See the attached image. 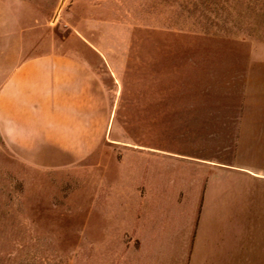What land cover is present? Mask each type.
Wrapping results in <instances>:
<instances>
[{"label":"rangeland","instance_id":"1","mask_svg":"<svg viewBox=\"0 0 264 264\" xmlns=\"http://www.w3.org/2000/svg\"><path fill=\"white\" fill-rule=\"evenodd\" d=\"M13 16L22 49L81 57L115 115L67 169L0 148V264H264V0H0ZM147 161L197 249L137 238Z\"/></svg>","mask_w":264,"mask_h":264},{"label":"crops","instance_id":"2","mask_svg":"<svg viewBox=\"0 0 264 264\" xmlns=\"http://www.w3.org/2000/svg\"><path fill=\"white\" fill-rule=\"evenodd\" d=\"M20 26L14 16L11 22L0 21V148L27 167L70 168L100 151L110 138L115 113L106 104L98 76L81 57L59 50L38 52L34 46L22 49ZM144 170L137 238L145 248L172 243L169 248L197 249L196 238L193 246L190 238L195 216L192 221L160 211L161 187L153 177L159 162L147 161Z\"/></svg>","mask_w":264,"mask_h":264}]
</instances>
